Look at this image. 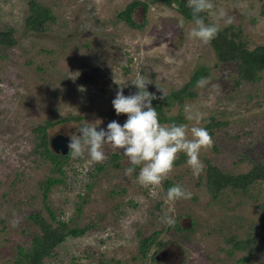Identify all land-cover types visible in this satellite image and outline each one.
<instances>
[{"label": "rangeland", "instance_id": "rangeland-1", "mask_svg": "<svg viewBox=\"0 0 264 264\" xmlns=\"http://www.w3.org/2000/svg\"><path fill=\"white\" fill-rule=\"evenodd\" d=\"M28 1L0 0V27L11 26L16 39L0 49V263L12 261L19 246L40 231L29 213L50 219L40 182L51 174L62 178L46 200L55 217L89 227L67 235L41 264H264V179L246 190L227 186L214 196L205 175L207 159L234 174L264 161V71L256 80L240 79L235 61H221L211 43L189 36L193 21L174 3L143 0L147 7L135 5L131 17L137 24L131 25L118 15L131 0H38L55 15L39 31L26 24ZM213 3L232 18L235 38L248 47L264 43V0ZM204 15L206 23L216 20ZM201 66L209 84L198 87L197 80L192 96L165 106L167 114L181 115L177 124L205 127L214 140L200 153L205 167L199 176L181 152L166 177L191 192L190 199L169 201L164 180L159 186L141 184L142 165L126 175L127 157L107 144L103 162L87 153L69 154L61 161L62 173L34 148L32 127L38 122L72 115L47 131L78 135L76 126L86 122L101 121L98 131L113 120L123 125L126 114L117 116L112 106L121 86L124 95L135 93L131 81L144 75L153 82L149 92H160L158 86L168 94ZM197 112L204 117L198 125L189 119ZM211 116L219 123L206 127ZM169 215L172 225L164 221ZM154 230L157 240L170 241L171 258L164 263L150 257L157 244L147 256L137 250L139 238ZM230 234L254 238L229 252ZM245 254L249 259L240 261Z\"/></svg>", "mask_w": 264, "mask_h": 264}, {"label": "clouds", "instance_id": "clouds-1", "mask_svg": "<svg viewBox=\"0 0 264 264\" xmlns=\"http://www.w3.org/2000/svg\"><path fill=\"white\" fill-rule=\"evenodd\" d=\"M187 6L191 9L194 26L189 36L207 45L216 38L220 31V21L230 25L233 20L224 9H217L213 0H187ZM213 16L216 20L206 23L205 15ZM137 91L124 95L121 86L112 100V106L117 116L126 114L127 120L121 125L116 120L107 124V130H97L101 121L86 122L77 127L78 134L69 135L67 147L73 158L84 157L87 153L93 162H103L107 157L104 146L110 145L114 149L122 150L130 165L125 169V174L134 171V166L142 165L138 175V181L146 186H159L173 170L178 154L183 152L187 165L192 169L194 176H199L204 171V164L200 160L202 150L211 148L214 140L209 131L202 126H192L177 123H161L156 108L152 101L166 99L164 91L157 86V91L162 92L157 96L148 91V85L152 79L144 75H138L131 81ZM209 84L206 77L197 81L198 87ZM83 90V89H81ZM203 114L197 112L190 115L197 125L203 119ZM98 122V123H97ZM192 193L182 185L171 186L166 193L169 201L190 199ZM164 221L172 225L175 220L167 216Z\"/></svg>", "mask_w": 264, "mask_h": 264}, {"label": "trees", "instance_id": "trees-1", "mask_svg": "<svg viewBox=\"0 0 264 264\" xmlns=\"http://www.w3.org/2000/svg\"><path fill=\"white\" fill-rule=\"evenodd\" d=\"M161 1L167 5L176 4V9L178 12L183 14L186 18L192 19L191 9L187 6V0H152ZM29 13L25 17L26 24L34 30H43L47 23L55 20V15L50 10V8L41 3L38 0H29ZM137 4H142L144 9L147 7V2L143 0H131L128 2L123 9L118 12L120 17H123L129 24L136 25L131 17L132 9ZM204 15V14H202ZM237 33L231 29L230 25H225L220 27V31L215 39L210 43L215 50L216 56L223 62L235 61L237 64V69L239 71V78L246 80H256L260 76V72L264 71V43L256 44L254 47H248L243 41L235 38ZM16 39L13 35V28L8 26L6 28L0 27V49L3 45H13ZM206 73V69L201 66L200 68L194 70L191 74L189 80L185 82L179 88L172 90L170 93L166 94V99L160 100L156 99L152 101V105L156 108L160 122L178 123L181 115L180 114H167L165 111V106L176 100L178 102L182 101L185 96H192L193 91L190 86H192L197 80L202 77V74ZM238 78V79H239ZM238 82V81H237ZM158 97L162 94L160 92H152ZM72 115H62L57 119L45 120L44 122H38L32 129L35 133V150L39 151L43 156H46L51 160L53 167L52 170H58L62 173L61 161L66 158L70 150L65 153H55L49 147L48 142V126L54 124L57 121H63L71 118ZM219 122L214 121L211 116L209 118V123L206 127L210 125L217 124ZM209 130V129H208ZM184 154V153H183ZM118 157V154H113V160ZM115 164H117L115 162ZM99 169L102 165L98 166ZM206 183L208 188L214 196H216L223 188L231 186V188H241L246 190L248 185L256 179H264V161L261 163L253 162V165L245 172L241 173H231L222 171L218 166L211 163L210 160H206L205 167ZM61 177L53 176L48 174L41 182L40 186L42 188V199L45 208L49 211L50 219L45 217L40 211H34L29 213L27 216L33 220L38 226L40 231L34 232L31 236L30 243L27 246H19L15 258L10 262H2L0 264H41L42 259L45 256H50L56 247L65 237L69 234L79 235L83 234L89 227V224L83 226H69L66 220L57 219L54 214V210L51 209L47 203L48 192L50 187L59 181ZM163 185L168 190L172 185V181L169 178H165ZM194 221H192V226ZM177 228L182 229L179 223H176ZM158 230H154L150 234L142 236L139 238V243L137 246L138 253L141 256H147L149 254L150 246L154 243L157 244L156 249L152 251L150 257L154 260V253L157 248L165 245L169 239L157 240ZM254 237L250 236L247 239L236 238L235 234H230L227 240L231 242V246L228 249L232 252L234 248H245L248 240H252ZM248 255H243L239 258L240 261L248 260ZM105 262L100 261L98 264H103Z\"/></svg>", "mask_w": 264, "mask_h": 264}, {"label": "water", "instance_id": "water-1", "mask_svg": "<svg viewBox=\"0 0 264 264\" xmlns=\"http://www.w3.org/2000/svg\"><path fill=\"white\" fill-rule=\"evenodd\" d=\"M49 147L54 151L55 153H67L70 149L67 147L69 143V135L62 133V132H56L54 134H51L48 138ZM165 253L164 249L159 250L155 254V259L157 261L162 260V257Z\"/></svg>", "mask_w": 264, "mask_h": 264}, {"label": "flooded vegetation", "instance_id": "flooded-vegetation-1", "mask_svg": "<svg viewBox=\"0 0 264 264\" xmlns=\"http://www.w3.org/2000/svg\"><path fill=\"white\" fill-rule=\"evenodd\" d=\"M58 132H62V133H65V134H67V135H70V134H73V133H71V131L69 132V131H66V130H60V131H58ZM49 134H48V138H49V136L51 135V133L50 132H48ZM52 134H54L53 132H52ZM180 224V223H179ZM180 226L182 227V229H184V227L180 224ZM190 228V227H189ZM168 244L170 243V241H168L167 242ZM167 243L165 244V245H163L162 247H160V248H157V250L155 251V253H154V260H156L155 259V254L159 251V250H161V249H164L165 250V253H164V255H163V257H162V260H159L161 263H164V262H166V260H170V258H171V254H170V247L171 246H169V245H167Z\"/></svg>", "mask_w": 264, "mask_h": 264}]
</instances>
